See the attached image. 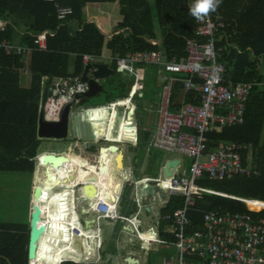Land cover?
I'll return each instance as SVG.
<instances>
[{"label":"trees","instance_id":"trees-1","mask_svg":"<svg viewBox=\"0 0 264 264\" xmlns=\"http://www.w3.org/2000/svg\"><path fill=\"white\" fill-rule=\"evenodd\" d=\"M56 1L0 0V21L7 22L3 30H0V41L9 39L31 47L25 55L13 56L0 50V171L26 172L31 175L34 170L39 147L37 128L42 76H46L47 84L52 83L54 78L82 77L87 64L83 61L85 54L101 60L137 49L161 48L165 49L169 59H181L187 55L189 40L207 42V38L199 33L198 21L189 12L193 0ZM57 3L71 6L72 13L65 19H59ZM210 16L225 25L216 34L215 47L223 51L219 61L225 65L226 78L235 82L256 83L246 105L244 124L226 127L220 132H210L207 135L208 150L220 141L242 144L245 147L242 152L244 164L254 166L258 175H236L222 181H213L206 176L199 178L196 185L227 195L204 192L200 196H193L194 205L187 210V234L204 230L205 213L220 207L225 211L249 213L255 218H264V209L249 212L246 203L238 198L264 201V84H260L264 83V64H261L264 58V0H222ZM158 28L163 32V42L156 45L150 39L158 40ZM43 31H47L46 48L40 50L35 43V36ZM27 54L30 55V80L25 85V64L21 58ZM115 62H112L114 81H117L115 85L120 93L109 94V103L127 100L129 97L125 94L127 83L119 79L121 75L115 69ZM154 73V76H158V71L154 70ZM182 76L186 77L187 74ZM177 85L180 86L181 82H177ZM87 100L88 97H84L80 104ZM188 102H193L191 97ZM8 105H14L13 112L7 110ZM114 125L115 113L109 116L105 125L106 137L109 141H121L122 134L113 135ZM89 151L96 153L100 148H91ZM146 188L144 192H147ZM132 191L133 186L127 184L120 202L122 215L130 201L135 205L133 212L137 210L135 201L130 198ZM185 203V197L172 196L168 205L162 208V237L174 240L166 228L172 224L174 213L182 210ZM65 216L72 226V218L69 219L68 214ZM0 225V240L4 244L0 250V264H29V224ZM74 228L72 226L76 232ZM52 234L65 236L74 244V255H69L72 260L57 264H95L92 263L94 259L83 263L75 261L82 262L83 241L79 243V240H83L84 234L80 233L78 238V233L73 236L66 232L64 223H59V219L54 220ZM11 241L13 248L7 245ZM41 246L42 243L39 244V255L44 257ZM86 250L91 252L88 248ZM41 256L33 260L32 264H55L50 258ZM185 256L191 263L202 264L201 257L193 252ZM63 258L59 256L60 260Z\"/></svg>","mask_w":264,"mask_h":264},{"label":"built area","instance_id":"built-area-1","mask_svg":"<svg viewBox=\"0 0 264 264\" xmlns=\"http://www.w3.org/2000/svg\"><path fill=\"white\" fill-rule=\"evenodd\" d=\"M44 1L57 2L56 0ZM56 6L59 19H65L73 11L71 6L58 3ZM6 24L7 22L0 21V30H3ZM198 24L199 33L207 38V42L189 40L187 55L181 59H169L166 51L161 49H137L128 51L124 55L107 57L110 62L116 61L115 69L120 75L126 73L135 76L131 97L136 95V84H139L141 77L138 67L153 65L160 68V75L164 77L163 81H166V89L163 93L161 122L150 147L183 157H191L188 166L185 160L183 163L180 160L177 167L172 168L174 175L170 178L171 187L164 185L168 180L165 175L166 161L163 162L157 178L146 180V183H157L160 190L165 193V198L159 195L156 200L145 202L144 196L138 193L139 189H136V195L132 199L136 203L137 210L131 218L134 219L135 215L140 216L143 210L150 205L154 206V203H162L166 206L172 196H183L186 198L185 207L174 213L172 224L166 228L172 233L174 240L162 237L159 230L157 237L151 240L152 244H168L178 249L177 262L176 258L170 255L164 257V264H194L185 256L189 252L200 256L202 264H264V218L254 219L249 214L231 213L220 207L205 213L204 230L186 233L189 224L187 210L189 206L194 205L193 196H200L204 192L220 193L196 185L199 178L206 176L213 181H222L236 175H258L257 169L244 164L242 152L245 147L242 144L220 141L208 150L207 135L210 132L244 124L246 105L256 82H235L226 78L225 65L219 61L223 51L215 47L216 34L225 28L224 23L216 22L209 16L204 21H198ZM46 33L47 31H43L35 36V43L40 50L46 48ZM1 49L14 56L25 55L31 47L3 39L0 41ZM83 61L85 64L99 62L100 58L85 54ZM177 82L183 83L185 91L191 96L193 102L185 104L175 112L169 109V104ZM87 89L88 85L81 80V76L59 78L51 85L50 94L42 107L44 120L58 122L65 104L71 101L73 105L80 104L81 99L77 97V94ZM123 101L110 103L101 108V112L107 109L113 112ZM120 107L127 108L124 105ZM99 110L95 111L99 112ZM83 113L82 111L81 114ZM131 113L134 118L135 113L130 108L127 113L128 120ZM97 119L98 117L93 118L90 124L95 136L101 137L100 131L95 128ZM102 127H100L101 130ZM185 168L187 173H184ZM138 194L142 196L141 202ZM121 198V194L117 196L116 206L113 209L105 199L99 200L97 209L93 210L98 224L103 220L121 221L124 223V229L126 224H131V218L125 217L118 210ZM242 200L246 201L244 198ZM261 208H264V205ZM158 225L160 226V223ZM141 228L142 224H138L132 232L139 233ZM150 230L157 231V228L152 227ZM101 249L102 244L99 245V250Z\"/></svg>","mask_w":264,"mask_h":264},{"label":"rangeland","instance_id":"rangeland-1","mask_svg":"<svg viewBox=\"0 0 264 264\" xmlns=\"http://www.w3.org/2000/svg\"><path fill=\"white\" fill-rule=\"evenodd\" d=\"M21 26V25H19ZM21 28V27H20ZM158 32V41H161V43L163 42V32L161 29H157ZM17 41V40H16ZM263 61H261V64H264V58L261 59ZM99 62H103V63H108L110 64V61L107 59H101ZM146 66V65H144ZM141 68V66H139V69ZM147 69L145 72V80L147 81L146 83L144 82V85L140 87L139 92L136 94L135 99L133 101V103L135 105H137V109H135L136 111V115L138 120L136 119L133 122H129L127 120V112L129 110V107L125 108V107H120L118 106L116 109L118 110V116H117V120H116V124H115V130L114 133H117L118 130V126L119 123H124L126 129H130L131 127H136L137 126V130L138 133L140 132L141 134H144L143 136L146 137V133H144V129L147 127L149 129H153L154 126H156V124H154L153 122V114L152 113H148V112H144L143 111V106H146L147 108L150 106V108H154L157 105V102L159 101V92H160V86L156 84V81H154V69H149V68H145ZM141 71V70H140ZM128 77V76H127ZM115 79V76L112 77H107V78H103L101 79V82L103 84V86H105V90L103 92H101L100 94H97L96 96L93 97H88V100L85 101L82 104H75L72 106L71 111H70V117H69V137L66 139H55V138H39V147L37 150V157L40 156H44L46 153H56V154H68V149H69V145L70 143H78L79 141L84 140L87 141V144H89L91 147L94 148H100L101 145H109L107 142L103 141V140H96L94 138L93 132L89 126L88 123L85 122V119L89 116L90 114H92L93 117H96V113L97 111H95L96 109H101L103 107H106L109 105V94L113 93H120V89L117 87V85H115V83L113 82ZM127 95H130V91L128 90L126 93ZM138 94H142L141 97L138 96ZM40 104H41V97H40ZM108 110V109H107ZM107 110L102 111L100 114L97 115L98 119L96 122H105L107 121ZM84 112L83 114H81V112ZM95 122V123H96ZM79 139V140H78ZM126 140V139H125ZM149 141V137L147 139V142ZM146 142V143H147ZM127 149L125 150V158H124V164L126 166H134L133 169H135V167H140L139 169H145L144 172H139L137 169L133 170V177H132V181L134 182L135 180H137L138 178L142 177V176H150V177H156L158 176V170L159 168L162 167L163 161L171 156L174 157H178L177 154L175 153H170L167 152L165 150H156L153 149L152 152L153 154L156 153L157 155L154 156V159L148 160L146 162V166L144 167L141 162H142V157L144 156L142 152L141 153V149L135 151V155L137 156V159L134 162L132 159V153L130 150V147L127 144ZM93 153V151H90V153ZM100 152V151H99ZM106 152L108 153V157L107 160L109 159V161L107 162V164H114L116 165V155L115 157H113V161L110 162V158L112 157V152L106 150ZM89 155V154H87ZM90 156V155H89ZM37 157L35 158L37 160ZM187 165L190 164L191 162V157L186 156L185 157ZM92 162H95L96 159H91ZM71 163V162H70ZM37 164V161L35 163V165ZM39 165L40 163H38V167H37V174L40 175L39 172ZM141 165V166H140ZM85 167V166H84ZM126 168V167H125ZM127 170V168H126ZM128 172V171H127ZM137 172L140 173L139 176L137 175ZM184 173H187V168H185ZM60 174L62 176L68 175V173L66 171H63L62 169H60ZM1 176V180H0V197L5 198L7 196H11V193H13L15 201L18 202L17 203V209L19 211H23V203L20 202L19 198H21L22 196H26L28 195V192L31 190V176L29 173L26 172H9L7 174H2L0 173ZM37 177V179L39 178L41 181L43 179H46V185L48 188L53 187L55 189H58L59 186H57L56 184V176H42L40 175V177ZM94 176V175H92ZM91 176V177H92ZM124 180L127 181L128 177H125V175L123 176ZM94 180H96L97 178H93ZM14 183V185H13ZM81 183H87L86 181H82ZM124 183V182H123ZM131 186H133L134 188V184H130ZM127 186V185H126ZM149 186H151L150 183H146L144 184V186L142 187L143 189H145L146 187L149 188ZM5 187L7 189H5ZM77 193L79 196L81 195V192L83 195L84 191L82 187L79 186V184H77ZM82 188V189H81ZM90 189V186L88 184V188L86 191H88ZM62 190H66V188L62 189ZM81 190V192H80ZM129 190V189H127ZM131 195H133V193H131ZM141 196V194L139 195ZM133 200V199H131ZM154 199H148L146 198L145 201H151ZM84 201V200H83ZM80 203V206L78 207L79 211H80V215H81V219H83V210L85 209L83 206H81V201L77 200V203ZM86 202V201H85ZM264 202V201H261ZM260 201H252L249 200L250 205L256 208H252L254 210H263L264 208H261V206L264 205V203H261ZM89 205V202H88ZM119 206V205H118ZM158 206V207H157ZM154 207V208H153ZM163 206L162 203H154V206L150 205V208L152 209L150 212H147L146 210H143L142 214L139 216V219L142 220L144 227L146 228V224L147 223H154L157 225V222L159 220H161V214L159 213V210L162 209ZM260 207V208H259ZM119 208V207H118ZM68 218H72V226H73V221L74 219H77V208H76V212L75 214H73V216H69L70 212H74L75 208H68ZM119 212L121 211L120 209H118ZM135 210V205L133 201H130V203H128L127 207H126V212H124V216L131 218L132 214H134ZM27 206H25V214H27ZM131 212H133L132 214H130ZM156 212V213H154ZM93 214V213H92ZM91 214V217H92ZM94 216V214H93ZM29 218H26V222L29 223L30 221L28 220ZM59 222H63L66 226V231L70 232L71 234L77 233L78 231L74 232L72 230V226L69 222L66 221L65 217L59 219ZM84 222V220H83ZM76 225L78 226L77 228H81L80 224L77 222H75ZM160 223V221L158 222V224ZM124 223L121 221L118 222H111L108 220H103L101 221L96 227L99 228L100 230H102L104 232V237H105V243L104 246L102 248V256H103V260L102 262H100L98 259V257L96 256V252L95 250L92 251V253H94V257L95 259L92 261V263L95 264H127L125 261V256H128L129 254L134 255L137 258H140L141 261L137 264H164V257L166 256H170L173 255L176 258V262H177V256H178V249L173 246V245H166V244H152L150 242H142L140 240H138V237H134L132 234H128L127 232L130 231V229H133V227H130L128 224L125 225V229L123 228ZM54 226V220H51L50 225H47V230L50 231L53 229ZM44 227V226H43ZM74 227V226H73ZM142 230V228H141ZM140 230L141 233H143ZM94 230H90L86 231V230H82L81 233H86V234H90L92 236ZM51 233V232H50ZM48 233V234H50ZM79 233V232H78ZM47 234V238H45V243H42V252L45 251V253H50V258H54L55 260H53V262H55V264H57L58 262H63L64 260H72L71 257L68 255L65 257V253L67 252H71L70 254L74 255V249L73 246L74 244L70 241H66L65 237H59L58 239L52 238L50 237V235ZM80 234V233H79ZM101 234V233H100ZM146 236H150L147 233H143ZM84 238V243L81 246V249H83L84 245L88 246V244H86L85 240V236L83 235ZM92 240H96V238H92L90 239V242ZM92 243V242H91ZM115 243V245H114ZM116 247V249H115ZM93 249V248H92ZM69 250V251H68ZM63 251H65L63 253ZM59 256L62 257L64 256L65 258H63L62 260L59 259ZM90 255H88L87 257L89 258ZM43 257V256H41ZM45 258V257H43ZM47 259V258H46ZM50 259V260H52ZM78 263H81L80 261L75 260Z\"/></svg>","mask_w":264,"mask_h":264},{"label":"crops","instance_id":"crops-1","mask_svg":"<svg viewBox=\"0 0 264 264\" xmlns=\"http://www.w3.org/2000/svg\"><path fill=\"white\" fill-rule=\"evenodd\" d=\"M150 42H152L153 44H156V45L161 43V41L154 40V39H150ZM159 49H161V48H159ZM161 50H165V49H161ZM29 56L30 55L27 54L25 57H22L21 58V60H23L24 61V64H25V68L23 70V73H24L23 83L25 85H28L29 84V80H30V75H29V61H30V57ZM108 65L110 67H112L113 64H112V62H110V64H108ZM145 68L154 69V70L158 71V76H154V81H156V84L159 85L160 88H161L160 89V92H159V101L157 102L156 107L150 108V106H149L147 108L146 106H143V111L144 112H148V113H152L153 114V122H154V124H156V126H154L153 129H149L148 127H147V129L146 128L144 129V133H146V137L143 136L144 134H141L140 132L138 133L137 126L136 127H131L130 129H126L124 123H119V126H121L120 134H122V137L123 138H121V141H111V140L109 141L107 139L106 133H105V127L106 126H103L102 127V132H100V136L101 137H99V136L96 137L95 134H94V131L91 128V124H90V121L93 118L95 119V117H93L92 114H90V117L88 116L85 119V122L89 124V126H90V128H91V130L93 132L94 138L96 140H103V141L107 142L109 145L111 143H113V144H116L118 146H122L120 149L121 150L123 149V154L124 155H125V150L127 149V147H126L127 144L129 146H131L130 147V150H131L132 159H133L134 162H137V161H135L137 159V156L134 154L135 151L141 149V153L144 152L143 153L144 156L142 157V162H141V164L144 167L146 166V162L148 160L151 161V159H154L153 157L157 155L156 153L153 154V152H152L153 149L150 147V144H151V142L153 140V137H154V134H156L157 128H158V126H159V124L161 122V118H162V115H161V107H162V104H163V101H162L163 100V93H164V91L166 89V81H163V78L164 77L162 75H160V68L159 67H156V66H153V65H147V66L141 65V68L140 69L138 67V70L140 72V76L141 77H140V81H138L139 84H136V90H137L136 94L139 92L140 87L144 85V82L145 83L147 82L145 80V72H146L147 69H145ZM114 75H115V73H114ZM110 77H112V76H110ZM118 77H119V79H123V81H125L127 83V86L125 88V91L126 92L128 90L130 91V95H129L128 99L127 100H124V101L123 100H119V101H123L122 103H124V104H121V103L120 104L129 107V109L130 108L133 109V111L135 113L133 120H136V119L138 120L137 115H136L137 113L135 111V109H137V105H135L133 103L136 95L133 96V97H131V89H133V84L135 85V76L133 74H126L125 73L124 75H121V76H118ZM59 78H54L51 81L52 83H48L47 84V81H45L46 76H42L41 81H40L41 90H43V88L46 85H48V86L51 87V85L55 81H57ZM113 82L115 83L117 81H113ZM131 83H133V84H132L131 88L129 89V85ZM103 87H104V90H105V86H103ZM110 95H112V93H110ZM140 95H142V94H140ZM190 97L191 96L185 91L184 85L182 83H181L180 86L176 85L174 87L173 93L171 94V97H170L169 109H171L172 111H175V112L176 111H179L185 104H188L189 103L188 100L190 99ZM115 102H117V101H115ZM110 103H114V102H110ZM117 107L118 106H116V108ZM13 109H14V105H11V106L7 107V110H11L12 112L14 111ZM114 112H116V119H115V124H116V120H117V116H118V110L116 109ZM100 113H101V109L99 110V112L97 111L96 117ZM108 119H109V116L107 114V120ZM97 123H100V122H96L95 123V127H96V124ZM119 126H118V128H119ZM124 128H125V131H124ZM114 130H115V125H114ZM114 130H113V135L114 136L120 135L119 134V129L117 130V133L116 134L114 133ZM215 131L220 132L221 130H215ZM68 134L70 135V133H68ZM148 137H149V141L147 142ZM230 142H233V141H230ZM109 145H107V146H109ZM102 146H106V145H101L100 147H102ZM91 148H94V147H91L89 144H87V141H84V140L81 139V141H79L78 143H70L69 149H68V154L63 153L65 155H70L71 158H72V161L71 162L74 163V164H77L80 167V169L83 170V172H89V176L94 175L93 178H95V177L97 178L96 180H94V182H91L90 181V177L88 176V180H87L88 182L87 183H89L90 188H91L92 185L95 184L94 189H89L90 193H92L94 190L95 191L100 190V187H101L102 184H108V192H107V195H108L109 198H111L110 196L112 194L114 196L115 195L118 196L120 194H121V196H123L124 190L126 188V185L127 184H129V185L130 184H134V188H133V191H132L133 195L130 194V198L131 199L134 197V195H136V193H135L136 189H139L138 193L140 192L144 196V201H145L146 198L156 200L159 197V195L161 197H163V198L166 197L165 196V193L162 190H160L159 185L157 183H154V182L153 183L150 182L151 186H149V188H146L147 192H144L143 191L144 189L142 187L144 186V184H146V180L153 179V178H157L158 176H156V177H150L149 176L148 178H144L145 176H142V177L138 178L137 180H135L133 182L132 181L133 170H136L137 171V169L140 168L139 166L138 167H135V169H133L134 166H131V165L130 166H126L124 164V158H125V156H124V158H123L124 168H122L121 166H117V165L115 167L107 166V165H104L102 167V164H99L98 163V158L100 156V153L99 152H96V153H94V152L92 153L91 152L90 153L89 150ZM51 153H53V152H51ZM87 154H89L90 156L87 155ZM114 157H115V155H114ZM91 159H96V161L95 162H92ZM166 159H168V160L169 159H177V157L171 156V157H168ZM178 160H181L182 163H183L184 160L186 162L185 157L180 156V155H178ZM86 166H88V168L87 169H84V168H86ZM125 167L127 168V170H126ZM102 171H103V173H102ZM107 171H108V173H107ZM138 171L142 173V172L145 171V169L142 168V169H139ZM160 171H161V168H159V170H158V175H159ZM0 173L7 174V173H9V171L8 172L7 171H0ZM139 174L140 173L137 172V175L138 176H139ZM124 175H125V177H128V180L127 181L124 180V178H123ZM1 176L2 175H0V180H1ZM78 178H77V180H78ZM77 180H76V182H77ZM39 181H40V179H39ZM46 182H47V180H46ZM31 183H32L31 187H33L32 178H31ZM91 183H93V184H91ZM77 184H79L80 187H82V185H83V184H81L80 181L77 182ZM13 185H14V183H13ZM75 186H77V185H75ZM121 187H123V188H121ZM5 189H7V188L5 187ZM75 189H76V191H78L77 190L78 189L77 187ZM120 189H121V191H120ZM157 193H159V194H157ZM222 194H224V193H222ZM139 195L140 194H138V198H139V201H141L142 200V196H139ZM116 196H115V199L114 200L112 199L113 202L115 203L114 206H116ZM238 198H240L241 200L243 199V197H238ZM19 199H20L19 201L23 203V207H24L23 208V211H19L17 209L16 206H17V203L18 202L15 201V198H14L13 193H11V196H7V197L2 198V199L0 197V224H29L30 223V222L29 223L26 222V218L28 217L29 218L28 220L30 221V214H31V207H32V188L28 192L27 198L24 195V196H22ZM244 199H246V201H244V200H242V201H244L246 203V207H247V210L249 212H254L255 213V212H259L261 210V209H259V210L252 209L254 206L252 207L250 205V203H249V200H252V201H254V200L261 201V200H258V199H250V198H244ZM145 202H147V201H145ZM76 205H77V221H78V223L81 226V228H78L77 230L79 231V233H81L82 230L85 229V226H84L83 219H81L80 211L78 209V207L80 206V203L78 202V203H76ZM25 206H27V210H28L27 211V214H25ZM254 208H256V207H254ZM161 210L162 209L159 210V213L160 214H161ZM92 212H93V210H92ZM227 212H231V211H227ZM120 213H121V211H120ZM154 213H156V212H154ZM231 213H240V212H231ZM69 214H72V216H73V214H75V212H70ZM246 214H249V213H246ZM249 215L252 218H254V219H260V218L253 217L251 214H249ZM140 221H141V224H142V230L144 232H146L147 234H149L150 237H157L158 230L160 231V226L158 225V222L160 220L157 222V225L154 224V223H147L146 224V228L144 227V224L142 223L143 221L142 220H140ZM64 226H65V224H64ZM129 226L132 227L131 224ZM152 227H156L157 228V231L154 230L152 232H149L150 231V228H152ZM0 230H1V225H0ZM93 230H94V228H93ZM65 231H66V226H65ZM48 233H50V234H48ZM79 233H78V237L81 236V235H79ZM127 233L130 234V231H128ZM47 234L50 235V237L55 238V239H58L59 237H65V236H62V235L54 236L52 234V230H50V231L47 230L44 233L43 240H42L41 243L46 244L45 243V238H47ZM160 234H161V231H160ZM92 236L96 238V241L95 240H94V242L91 241L92 242L91 243L90 240L85 239V240H87L86 241V244H88V246H85L84 245V248L85 249L88 248V250H91V253H92L93 250H95L96 256L99 258L98 260L100 262H102V260H103L102 251H101L102 249L99 250V245L102 244V248L104 246V243H105L104 232L98 228L97 230H94L93 231ZM65 240L67 241V239H65ZM95 242H97L96 248L95 249H91V246H93ZM9 243H7L8 247L11 245V247L13 248V242L11 241V244H9ZM157 244H159V243H156V245ZM2 246H4V244L2 245L1 244V240H0V250L2 249ZM41 250H42V246H41ZM64 252L65 251H63V253ZM70 253H71L70 251L67 252V253H65V257L68 256V255H70ZM43 254H44V257L45 258H50V257H48V256H50V253L47 254V253H45V251H43ZM99 254H100V257H99ZM92 256H93V259H95L94 253H92ZM50 259H52V258H50ZM52 260H55V259L53 258ZM139 260L141 261L140 258H139ZM29 264H32V261H31V263L29 261Z\"/></svg>","mask_w":264,"mask_h":264},{"label":"water","instance_id":"water-1","mask_svg":"<svg viewBox=\"0 0 264 264\" xmlns=\"http://www.w3.org/2000/svg\"><path fill=\"white\" fill-rule=\"evenodd\" d=\"M114 69L110 67L107 63L103 62H90L85 65L83 75L81 77L82 81H85L88 85V89L85 92H80L77 94V97L79 99H84V97H93L97 94H100L104 91L103 84L101 83V79L107 78L110 76H114ZM133 83L129 85V89L131 88ZM51 87L46 85L41 93V109L39 111L38 115V128H37V136L38 138H55V139H66L69 137V117H70V109L73 106V101L65 104V106L62 109L60 121L58 122H50L46 121L43 118V105L47 99L48 94H50ZM133 118H129V122H133ZM119 134L121 131V126H119ZM100 131V130H99ZM125 131V128H124ZM116 144L111 143L109 146H102L100 147V156L98 158V163L102 164L107 161L108 153L106 150L114 151L116 153V165L121 166L124 168L123 165V149L121 150ZM37 163H40L39 169L42 172L43 168H51V165L53 166L54 170L60 167H63L64 165L69 164L72 161V158L70 155L65 154H55V153H46L44 156H40L37 158ZM166 161L165 165V175L168 178H171L174 175V171L172 168H176L179 164L178 159H169L164 160ZM88 167L86 166L87 169ZM179 172H181V168L178 169ZM35 174V167L32 172V181ZM71 177H75V173L73 172L71 174ZM94 176H92L93 178ZM34 184V183H33ZM89 183H83L82 186L86 187ZM95 185H93L94 189ZM123 188V187H121ZM82 189V188H81ZM52 191V190H51ZM48 190L47 186H44L42 183H38L37 185L34 184V187L32 188V207H31V214H30V234H29V247H28V259L31 263V261L38 259L39 256V244L41 243V240H43V226L45 222H47V216L46 211L44 212L42 209V205H45L48 201H50L51 198V192ZM121 191V189H120ZM119 191V192H120ZM222 194V193H219ZM227 195V194H224ZM111 199H115V196L112 194ZM92 202V201H91ZM90 210H83V220H84V226L85 230L89 231L93 230L94 227L97 226V218L93 216L92 213L89 212ZM147 212L151 211L150 207L146 208ZM92 214V217H91ZM92 228V229H91ZM130 231H133L130 229ZM84 240V238H82ZM83 240H79L81 243ZM84 248V247H83ZM125 261L127 264H137L140 262L139 258L135 257L132 254H129L128 256H125Z\"/></svg>","mask_w":264,"mask_h":264},{"label":"bare ground","instance_id":"bare-ground-1","mask_svg":"<svg viewBox=\"0 0 264 264\" xmlns=\"http://www.w3.org/2000/svg\"><path fill=\"white\" fill-rule=\"evenodd\" d=\"M121 104H124V103H121ZM113 113H115V119H116V112H114V111L109 112V110H107L108 116H111V114H113ZM130 115L132 118V113ZM106 124H107V121L97 123L95 128L97 130H100V132H101L100 127L105 126ZM119 148H121V147H119ZM110 152H112V157L110 158V162H112L113 161L112 159H113L114 155H116V154L112 150H110ZM108 161H109V159L106 162L102 163V167L104 165L112 166V167L116 166L114 164H107ZM37 167H38V163L35 165V174L33 177V180H34L33 183L37 185L40 182L44 186H47L46 185V179H43L41 181H39V179H37V177L39 175V174H37ZM60 169H62L63 171H66L68 173V175L62 176L60 174ZM73 172L75 173L74 178L71 177V174ZM38 173H40V175H42L44 177L56 176V183H57L56 185L59 186L58 189H54L53 187L48 188V190H50V191L52 190L50 201L45 203V205H42L43 211L47 212L46 213L47 222H45L44 228H43L44 233L46 231L47 225H50L51 220H58V219H61L63 217H66L65 215L68 214V210H67L68 208H75L74 212H76L77 200L81 201V206H83L86 210H90L89 211L90 213H93L92 210L95 211L97 209L99 200H101V199H105L107 202H109L112 209L115 208V206H114L115 203L107 195L108 184H102L100 187V190H97V191L92 190L93 191L92 193H90L89 190L86 191L88 186H86V187L82 186V188H84L83 191H84L85 195H83L81 191L80 192H81L82 196L78 195V193L75 189L77 186H75V185H77V182H79V181L80 182H82V181L88 182L87 180H88L89 172H83V170H81L77 164H74L71 162V163L64 165L63 167L57 168L55 170H54L53 166L51 165V168H45L44 167L42 172L39 169ZM102 173H103V171H102ZM107 173H108V171H107ZM89 177H90V181L94 182V179L91 176H89ZM77 178H78V180H77ZM76 180H77V182H76ZM34 184H33V187H34ZM81 184H83V183H81ZM91 184H93V183H91ZM164 185L166 187H171V179L168 178V180L164 183ZM64 188H66V190H62ZM92 188H93V185L91 186L90 189H92ZM116 200H117V196H116ZM88 201H89V205H88ZM69 216H72V214H69ZM131 221L132 222H130V223H131V226L133 227V229H135V227H137L138 224H141V221H140L138 215H135L134 219L132 217ZM75 222H77V219H74L73 226L75 227L74 229L76 231H78L77 230L78 226L76 225ZM97 229H98L97 227H94V230H97ZM82 234H84L85 238L88 240L94 238L90 234H86V233H82ZM130 234H132L134 237H138V240H140L142 242H150L151 243V240H153V237L146 236L143 233H141L140 231H139V233H136L135 231L134 232L130 231ZM43 236H44V234H43ZM92 241L94 242V240H92ZM83 243H84V240H83ZM96 245H97V242H95L94 245L91 246V248L95 249ZM81 250H82V262H91L93 260L92 253L87 252V250L85 248H83ZM88 255H90L89 258L87 257ZM39 256H41V255H39Z\"/></svg>","mask_w":264,"mask_h":264},{"label":"clouds","instance_id":"clouds-1","mask_svg":"<svg viewBox=\"0 0 264 264\" xmlns=\"http://www.w3.org/2000/svg\"><path fill=\"white\" fill-rule=\"evenodd\" d=\"M221 3L222 0H193L189 6V12L197 21H204L212 12L218 9Z\"/></svg>","mask_w":264,"mask_h":264}]
</instances>
